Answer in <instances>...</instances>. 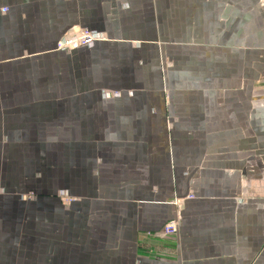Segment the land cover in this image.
I'll return each mask as SVG.
<instances>
[{"label":"crops","instance_id":"crops-1","mask_svg":"<svg viewBox=\"0 0 264 264\" xmlns=\"http://www.w3.org/2000/svg\"><path fill=\"white\" fill-rule=\"evenodd\" d=\"M0 264H264V0H0Z\"/></svg>","mask_w":264,"mask_h":264},{"label":"built area","instance_id":"built-area-1","mask_svg":"<svg viewBox=\"0 0 264 264\" xmlns=\"http://www.w3.org/2000/svg\"><path fill=\"white\" fill-rule=\"evenodd\" d=\"M2 12H6V9H3ZM103 40L102 37L96 36L94 33L90 32L87 29H83L79 32V34L75 37H70L68 39H65L63 42H61L58 46L60 50H66V51H73L79 48H89L91 47L95 42ZM194 196L190 195L188 199H193ZM65 202H69L70 198L65 197L63 199ZM183 205V201L176 202V206L180 208ZM180 226L179 216L178 219H173L169 221L163 228V233L165 236H174L178 232V228Z\"/></svg>","mask_w":264,"mask_h":264}]
</instances>
